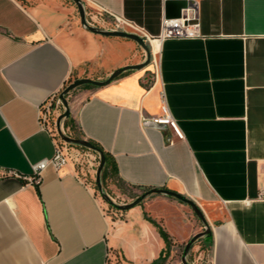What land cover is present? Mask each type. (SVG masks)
I'll use <instances>...</instances> for the list:
<instances>
[{
    "label": "crops",
    "instance_id": "crops-1",
    "mask_svg": "<svg viewBox=\"0 0 264 264\" xmlns=\"http://www.w3.org/2000/svg\"><path fill=\"white\" fill-rule=\"evenodd\" d=\"M80 1L85 16L105 10L154 38L166 15L192 13L201 37L148 44L144 68L81 86L62 129L100 148L109 162L103 181L132 188L131 199L166 189L195 202L211 230L202 238L210 264H264V0ZM138 49L86 30L71 0H0V264H107L110 247L129 264H149L164 249L143 213L154 218L150 205L165 196L150 195L113 222L90 171L72 162L47 167L36 187L2 176L30 175L53 155L55 139L38 123L50 96L71 79L103 81L140 64ZM162 95L182 139L151 121ZM164 223L177 241L194 231Z\"/></svg>",
    "mask_w": 264,
    "mask_h": 264
},
{
    "label": "built area",
    "instance_id": "built-area-1",
    "mask_svg": "<svg viewBox=\"0 0 264 264\" xmlns=\"http://www.w3.org/2000/svg\"><path fill=\"white\" fill-rule=\"evenodd\" d=\"M100 12V13H99ZM107 13L105 10H100L88 16L86 14V22L89 26L103 28L109 31H120L124 33L134 34L144 40L146 44H150L151 41L156 40L159 43L167 39H196L200 38L198 32V25L195 22V18L192 13H187L179 18L167 19L164 18L161 22V31L159 36L150 37L141 28L135 25L133 22L117 16L111 13H107L110 20L104 19L101 13ZM155 71L158 70V62L153 61ZM62 102L59 99V94H53L38 110V123L41 130L47 131L52 134L54 141L53 155L48 158L37 162L31 166L32 173L30 175H20L12 170H5L2 172V176H13L22 179L26 184L31 186H38L43 178L44 171L47 167H52L56 172H59L68 162H72L77 167H82L84 162L89 165L91 160L95 157L90 155L88 150L71 146L64 143L56 134L55 125L54 128L49 129L51 126L49 111L51 108L54 112L62 108ZM154 124L167 125L178 139H182L183 135L177 125V122L172 118L162 95L161 114L157 117L151 118ZM63 133H65L63 131ZM83 169V168H81Z\"/></svg>",
    "mask_w": 264,
    "mask_h": 264
},
{
    "label": "rangeland",
    "instance_id": "rangeland-1",
    "mask_svg": "<svg viewBox=\"0 0 264 264\" xmlns=\"http://www.w3.org/2000/svg\"><path fill=\"white\" fill-rule=\"evenodd\" d=\"M87 14L88 16L92 15L94 12L87 8ZM139 53L142 58H144L145 52L144 50L139 47ZM74 80H70L68 84L73 82ZM67 84V85H68ZM81 89V87H78ZM74 89L72 90L66 97L67 102H75L76 100H79L80 96V89ZM50 112V119L52 120L54 118V110L51 108L49 109ZM53 121V120H52ZM51 127L54 128L51 122ZM63 131L66 135L70 134L63 128ZM74 133V132H73ZM70 137H74L77 134H73ZM77 137V136H76ZM78 138V137H77ZM90 155L94 156L95 159L91 160L89 162V165L84 162V165L81 167L84 170L90 171V179L89 182L91 184V187L95 189V194L98 197V199L103 203V206L105 208L106 215L112 219L113 222L120 219L119 217V210H116L115 208L111 207L110 205L106 204L100 195L98 194L96 185H95V172L96 168L98 167V155L92 151H88ZM80 168V167H79ZM102 188L104 192L113 200L116 204H126L134 200L133 197L135 195V192L132 188L116 183L114 181H101ZM144 191H138V195L142 194ZM154 196V195H153ZM150 196L149 199H144L143 202H147L155 197ZM156 196V195H155ZM163 201L158 204L150 205L152 207L153 211L155 212V217L153 218L149 212H144L143 216L146 215L147 217L154 220L156 223L161 225L164 230L169 232V234L173 233L175 235L176 239H179V233L174 232L173 230H170L164 223V219L167 221L168 225L176 226L179 224L186 226H189L190 229H194V231L190 234V236L185 237L181 241H177L173 239L172 236H170V245L167 248V252L164 257L163 264H183L182 258L185 256V261L187 264H210V248L209 244H205L202 241V238L197 239L192 246L187 250L186 254H184V248L188 240L194 236L195 234L201 233L204 231L203 224L198 220V218L195 216V214L192 212V210L185 204H182L181 202H178L172 198L164 197L162 199ZM161 216V217H158ZM114 230L113 224H111V231ZM107 264H129L125 259L119 254L118 250L110 247L109 249V255L107 258Z\"/></svg>",
    "mask_w": 264,
    "mask_h": 264
},
{
    "label": "water",
    "instance_id": "water-1",
    "mask_svg": "<svg viewBox=\"0 0 264 264\" xmlns=\"http://www.w3.org/2000/svg\"><path fill=\"white\" fill-rule=\"evenodd\" d=\"M71 1L75 4L77 11H78V14H79V17H80V20H81V24L86 30H88L89 32H91L93 34L100 35L103 37H115V38H123V39L131 40V41L135 42L139 47H141L144 50L145 59L140 64L125 66V67H122V68H119V69L113 71L110 74V76L106 80H103V81L92 80L90 78H82V79H75L73 82L68 84L59 94V99L62 102L64 111L56 119V122H55L56 134L64 143L71 145V146L80 147V148L86 149L88 151H92L98 155L99 162H98V167L96 168V172H95V185H96L97 191H98L100 197L102 198V200L106 204L115 208L116 210H119L121 212L130 210V209L140 205V203L147 196H150V195L165 196L168 198H172L178 202H181L182 204L187 205L192 210V212L195 214V216L198 218V220L203 224L204 231L201 233L195 234L194 236H192L188 240V242L186 243L185 248H184V254H186L187 250L192 246V244L197 239L204 238L205 240H209L211 237V230H210V227L207 223V220L205 219V216H204L202 210L199 208V206L195 202H193L192 200L184 197L183 195H180V194L173 192V191H169L166 189H151V190H147V191L143 192L142 194L137 196L134 200H132L129 203L119 204V205L114 203L113 200L104 192V190L102 188L101 174H102V170H103L104 165H105V157H104V154L102 153V151L99 150L97 147H95L93 144H91L87 140L80 139V138H72V137L66 135L65 133H63L62 124H61L62 120L67 119L70 115L66 96L72 90H74L78 87L84 86V85H91L93 87L105 86V85L109 84L112 80L116 79L118 76H120L124 72L133 71V70H140V69L144 68L149 63V60H150L149 46H148V44H146L144 42V40L142 38H140L139 36L134 35V34L124 33V32H120V31H109V30H105V29L100 28V27L89 26L86 22L85 8H84L83 3L80 0H71ZM180 9H186V7H184V6L180 7ZM165 18H167V15L165 16ZM167 19H169V18H167ZM182 262H183V264H187L185 261V256L182 258Z\"/></svg>",
    "mask_w": 264,
    "mask_h": 264
},
{
    "label": "trees",
    "instance_id": "trees-1",
    "mask_svg": "<svg viewBox=\"0 0 264 264\" xmlns=\"http://www.w3.org/2000/svg\"><path fill=\"white\" fill-rule=\"evenodd\" d=\"M83 87L94 88L91 85H84ZM90 143L93 144L92 142H90ZM93 145L100 150V148L98 146H96L95 144H93ZM104 157H105V165H104V168H103L102 174H101V180L102 181L104 179V174L106 172V169L108 168V163H109L105 154H104ZM144 219L147 222H149L153 227H155V229L157 230V233L159 234V236L161 237V239L164 242V249L161 250V252L159 253V256L155 260L150 262L149 264H163V261H164L163 259L165 257L166 252H167V248L170 245V237H169L168 233L163 229V227L161 225H159L158 223H156L154 220L147 217L146 215H144Z\"/></svg>",
    "mask_w": 264,
    "mask_h": 264
},
{
    "label": "bare ground",
    "instance_id": "bare-ground-1",
    "mask_svg": "<svg viewBox=\"0 0 264 264\" xmlns=\"http://www.w3.org/2000/svg\"><path fill=\"white\" fill-rule=\"evenodd\" d=\"M150 44H151V47H152V44H153V46H155V47H159V42L156 41V40L151 41Z\"/></svg>",
    "mask_w": 264,
    "mask_h": 264
}]
</instances>
